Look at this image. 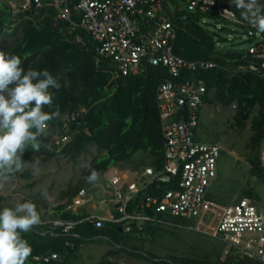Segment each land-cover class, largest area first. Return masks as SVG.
I'll return each mask as SVG.
<instances>
[{"label": "trees", "instance_id": "16d2710c", "mask_svg": "<svg viewBox=\"0 0 264 264\" xmlns=\"http://www.w3.org/2000/svg\"><path fill=\"white\" fill-rule=\"evenodd\" d=\"M20 2L19 5L24 0ZM187 2L165 0V13L176 30L174 54L188 62L212 63L215 68L183 71L177 82L203 81L207 89L204 103L231 111L229 123L235 133L243 134L251 119L250 135L245 145L251 164L249 176L257 183H264L258 159L264 138L263 61L254 60L249 49L237 55L222 48L229 44L224 37L227 35L223 34L229 26L244 32L247 38L243 44L246 47H264V33L258 39L259 31L241 20L239 11L230 4V0H218V7L233 12L239 24L222 20L213 12L190 13L187 8H183ZM214 24H223L225 28L220 33L214 32ZM227 32L236 34L237 31ZM77 38L81 42L78 43ZM231 50L240 51L235 48ZM0 51L19 56L25 68L47 69L60 78L62 85L56 92L53 107L45 108L46 111L58 108L61 115L48 122L47 134L40 137V150L28 148L22 154L24 166L32 164L35 159L42 162L57 157L75 163L89 155L91 150L96 154L92 156L87 170L81 174L80 182L76 186H68L59 196L66 199V204L55 208L51 220L75 222L83 218L80 214L68 211L67 204L85 188L86 177L93 170L98 173V177H103L114 171L140 172L149 167L157 171L162 169L164 139L157 90L170 79L165 69L150 67L139 77L116 78L108 61L98 59L96 44L85 31L80 28L70 30L66 22L58 19L53 9L32 7L28 11L20 8L16 11L8 0H0ZM252 66L255 71L249 69ZM256 108L257 114L252 116ZM63 136L67 137L65 144L59 142ZM14 177L15 174L10 180ZM89 192L92 190L89 189ZM148 194L153 195V192ZM230 197L216 187L212 188L209 200L222 207L247 198L258 200L250 184L240 192L236 202H232ZM1 203L0 198V207ZM37 210L40 214L38 207ZM163 218L178 226L190 225L189 221L179 218ZM43 220L41 217L39 225L22 234L32 247V254L26 264H75L77 250L86 242L93 241H108L115 247L99 264H122L115 261L122 254L150 264H257L231 255H227L224 260L220 257L210 260L191 255L158 258L147 250V242L155 240L166 230L161 227H148L143 232L127 236L118 233L115 226L108 224L98 230L92 224L82 223L74 225L70 231H63L45 225ZM51 255H57L58 258L44 261Z\"/></svg>", "mask_w": 264, "mask_h": 264}, {"label": "built area", "instance_id": "2783aa9c", "mask_svg": "<svg viewBox=\"0 0 264 264\" xmlns=\"http://www.w3.org/2000/svg\"><path fill=\"white\" fill-rule=\"evenodd\" d=\"M32 7L53 9L70 30L85 31L96 44L98 59L108 61L116 78L139 77L150 67L165 69L170 78L157 90L164 139L162 169L149 167L121 176L115 172L110 189L103 191L99 203L104 215L89 216L79 223L97 228L110 223L130 236L148 227L166 225L163 217L179 218L191 223L186 230L227 243L235 253L230 255L264 264V209L258 202L247 198L222 207L209 200L224 148L220 142L202 143L195 136L207 94L204 82L177 80L183 71H207L215 65L188 62L174 54L176 30L165 13V0H24L19 6L22 11ZM186 8L190 13L213 12L222 20L239 24L233 12L218 7V0H188ZM248 49L254 59L264 60L263 46ZM249 69L255 71L253 66ZM181 99L186 115H181ZM59 142L67 143V137ZM258 159L264 174V138ZM86 196L81 191L75 205L80 206ZM56 258L52 255L44 261Z\"/></svg>", "mask_w": 264, "mask_h": 264}, {"label": "rangeland", "instance_id": "374dc122", "mask_svg": "<svg viewBox=\"0 0 264 264\" xmlns=\"http://www.w3.org/2000/svg\"><path fill=\"white\" fill-rule=\"evenodd\" d=\"M8 1L11 7L17 11L21 3L20 0ZM183 8H186V6L183 5ZM214 25L216 27L213 26L212 29L217 33H220L221 29L225 28L223 24ZM227 29L237 32L235 34L227 32L228 30L223 31V34L227 35L224 37L229 41V44L222 48H226L227 51H230L231 48L240 51L247 50L248 48L243 44L247 38L243 35L244 32L242 33L233 26H229ZM261 34V32L257 34L258 39ZM256 114L257 108L254 109L252 116ZM231 115V111L222 109L217 105L204 104L200 111V125L196 130V138L202 143L212 144L220 142L224 148L218 159V177L214 183V188H221L227 195H231L230 200L232 202H236L240 192L250 184L256 198H258V200H254L258 202L260 208L264 209V183H257L254 178H250L251 164L249 156L245 152V145L250 135L251 119L248 121L246 131L240 134L235 133L231 129V124L229 123ZM95 155V152L91 150L89 155L80 158L75 163L62 157L42 162L35 159L32 164L25 165L21 171L15 173V177L0 189L1 207H12L18 202L30 200L39 208L40 215L44 218L43 221L49 224L52 216L55 215V208L65 204L66 199H62L59 196L67 190L68 186H76L80 182L81 174L87 170L92 156ZM33 164H36L39 169L37 175H33ZM116 172L120 173V171ZM114 173L115 171L103 177H98L95 182L90 183L87 181L85 183L84 190H92L85 198L87 200L83 207L85 213L99 214L97 208L103 197V191L101 192L102 183L107 188L109 179ZM165 229L159 236L155 237V240L150 243L147 242V250L149 252L152 251L158 258L165 259L173 255L177 257L191 255L210 258V260L220 257L224 260L228 254H235L227 243L201 233L186 229L174 230L175 227L171 225L165 227ZM114 249V245L108 241L86 242L77 250L75 264H99L100 260ZM115 261H119L122 264H150L131 259L124 254Z\"/></svg>", "mask_w": 264, "mask_h": 264}, {"label": "clouds", "instance_id": "9594fccd", "mask_svg": "<svg viewBox=\"0 0 264 264\" xmlns=\"http://www.w3.org/2000/svg\"><path fill=\"white\" fill-rule=\"evenodd\" d=\"M230 4L239 11L242 21L264 33V0H230ZM61 87L60 78L54 76L47 69L25 68L22 66L19 56L0 51V189L15 173L23 169L22 154L28 148L40 150L42 146L40 137L47 134L48 122L60 117L61 113L58 108L55 111H46L45 108L53 107L56 92ZM32 167L33 175H37L39 173L37 165L33 164ZM124 173L117 172L115 175L121 176ZM86 179L90 183L95 182L98 179V173L93 170ZM110 179L107 188L102 183L104 189L102 187L101 192L110 189ZM85 192L88 196V190ZM76 197L67 204V210L80 214L83 218L75 222L50 220L49 224L45 223V225H51L54 229L70 231L73 229L72 224L77 226L82 224L79 222L89 216L104 215L100 211L97 215L85 213L83 207L87 201L86 197L82 199L80 206L75 205ZM97 210L99 209L97 208ZM40 223L41 217L37 206L30 200L18 202L12 207H0V264H26L28 257L32 254V247L22 234L30 232ZM55 223L62 225L55 226ZM107 224L115 226L117 232L118 229H121L110 223H104L103 227ZM92 225L98 230L103 228ZM170 225L179 229L178 225L167 221L166 225L155 227L165 229ZM180 229H185V227L182 226ZM74 235L79 237L77 234Z\"/></svg>", "mask_w": 264, "mask_h": 264}, {"label": "water", "instance_id": "95a60500", "mask_svg": "<svg viewBox=\"0 0 264 264\" xmlns=\"http://www.w3.org/2000/svg\"><path fill=\"white\" fill-rule=\"evenodd\" d=\"M229 52H230L231 54H237V55H242V54H244L243 51L230 50ZM180 104H181V106L183 107V112L181 113V115H186V106H185V103H184V100H183V99L180 100ZM118 232H119V233H122L121 229H118Z\"/></svg>", "mask_w": 264, "mask_h": 264}, {"label": "crops", "instance_id": "0c3cea01", "mask_svg": "<svg viewBox=\"0 0 264 264\" xmlns=\"http://www.w3.org/2000/svg\"><path fill=\"white\" fill-rule=\"evenodd\" d=\"M248 46H249V45H247L246 48H248ZM252 47H253V46H252ZM253 59H254V57H253ZM254 60H256V59H254ZM262 61H263V63H262V66H261V67L264 68V67H263V65H264V60H262ZM204 104H205V103H204ZM205 105H206V104H205ZM213 188H214V187H213ZM182 226H184V225H182ZM182 226H178L179 229H180V227H182ZM188 226H189V225H188ZM184 227H187V226L185 225Z\"/></svg>", "mask_w": 264, "mask_h": 264}]
</instances>
